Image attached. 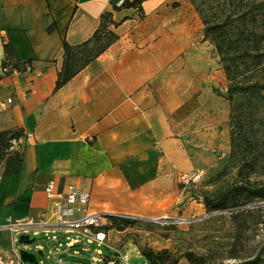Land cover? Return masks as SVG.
Here are the masks:
<instances>
[{
  "label": "crops",
  "instance_id": "0c3cea01",
  "mask_svg": "<svg viewBox=\"0 0 264 264\" xmlns=\"http://www.w3.org/2000/svg\"><path fill=\"white\" fill-rule=\"evenodd\" d=\"M122 2L0 0L1 61L9 45L20 63H30L0 77V101L12 100L0 112V132L21 138L0 163L2 259L14 239L32 237V228L17 235L11 225L48 217L50 182L57 194L88 193L90 210L121 215L131 198L155 201L146 195L159 190L162 162L177 157L172 116L209 82L208 64L205 78L195 73L207 56L195 61L192 15L173 9L175 0L113 12ZM106 12L118 24L117 42L56 90L62 40L71 46L87 41Z\"/></svg>",
  "mask_w": 264,
  "mask_h": 264
},
{
  "label": "rangeland",
  "instance_id": "374dc122",
  "mask_svg": "<svg viewBox=\"0 0 264 264\" xmlns=\"http://www.w3.org/2000/svg\"><path fill=\"white\" fill-rule=\"evenodd\" d=\"M170 6L192 15L198 49L195 61L202 55L208 60L198 63L195 71L200 70L195 73L205 78L208 64L209 82L204 80L203 89L172 116L177 157L163 160L160 173L165 176L158 183L159 190L146 195L155 201L143 198L141 203L131 198L123 209L126 214H121L131 217L126 219L128 228L118 232L103 227L110 237L106 247L100 248L101 260L123 257L130 262L138 260L143 250H168L193 252L207 264H264V201L243 196L237 206L225 211L209 212L205 207L207 198L215 199L248 183H264V100L247 94L230 99L224 64L203 34L204 21L221 25L224 47H232L230 58L257 45L264 49V0H175ZM239 71L249 80L253 75L264 77V69L252 75L242 68ZM253 157H257L254 170L241 174L239 169ZM89 214L101 215L90 208ZM56 238L40 234L31 237L35 239L31 245L17 246L36 255L39 264H94V247L68 248L65 234L57 233ZM38 249L43 257L37 255ZM179 264L188 262L181 259Z\"/></svg>",
  "mask_w": 264,
  "mask_h": 264
},
{
  "label": "trees",
  "instance_id": "16d2710c",
  "mask_svg": "<svg viewBox=\"0 0 264 264\" xmlns=\"http://www.w3.org/2000/svg\"><path fill=\"white\" fill-rule=\"evenodd\" d=\"M145 1L148 0H123L120 7L113 6L112 10L113 12L129 9L141 11V6ZM117 26L118 24L113 20L112 12H106L101 16L97 30L87 41L79 45L71 46L64 39L62 40L63 65L61 71L58 73V78L55 84L56 90L67 85L73 78L117 42L118 37L113 31ZM54 29L55 26L52 25L48 29V32H52ZM222 29L223 27L219 24H211L204 21V39L213 43L220 56L221 63L224 64L227 79L230 83V99H232L234 95L244 96L247 94L264 100V77L258 78L257 75L256 77L253 75V80H249L242 77V73L239 71V69L242 68V71L251 72V75L263 72L264 49L257 45L254 46V48L243 51V54L237 58H230L229 52L232 50V47H224L223 42H225V35ZM253 36L261 39V37L255 33H253ZM3 54L5 58L0 62V77L14 71L20 72L22 67L30 65V63H20L14 50L9 45H3ZM244 59L246 60L244 61ZM249 59L250 61H247ZM5 70L6 72L3 73L2 71ZM240 75L241 79H238V76ZM19 137V132H0V163L5 158L12 156L13 153H8L7 151L10 146V141L18 139ZM256 160L257 157H253L251 161H245L239 169V172L242 174L243 172L254 170ZM251 172L248 174H251ZM243 196L250 199L264 201V183L254 186L248 183L246 186L235 187L229 192H224L215 199L207 198L205 200V207L209 212L215 210L225 211L230 208V206H237L240 198ZM237 218L238 215L233 216V220H236ZM106 219L109 223V226L106 227L107 231L116 230L121 232L127 229L130 224L129 221L119 219L115 216H106ZM140 259L147 264H179L181 259H185L188 264H207L203 257H199L193 252L172 254L168 250L160 252L143 250L140 251Z\"/></svg>",
  "mask_w": 264,
  "mask_h": 264
},
{
  "label": "built area",
  "instance_id": "2783aa9c",
  "mask_svg": "<svg viewBox=\"0 0 264 264\" xmlns=\"http://www.w3.org/2000/svg\"><path fill=\"white\" fill-rule=\"evenodd\" d=\"M3 73L6 72L2 71ZM12 104L11 99L0 101V112L5 110ZM21 138L10 141L8 153H13ZM186 176L182 177L186 180ZM45 194L51 201V209L48 217L43 218L39 223L33 224L32 221L26 223H18L11 225V231L15 234L20 233V228H32V237H37L43 234L47 239L57 241L56 234L63 233L66 235V244L68 248L79 247L81 244L94 247L97 255L92 258L94 264H131L128 259L121 258L120 261L110 260L103 263L101 260L102 252L100 248L106 247L108 233L103 227H108L109 223L102 215L89 214L90 195L88 193H80L74 188H70L64 194L54 193V183L50 182L45 188ZM79 216V217H77ZM115 217L126 220V215H115ZM106 220V223L103 221ZM30 239V237H28ZM19 239H14V247L10 252V256L6 259L0 258V264H23L20 259L21 247L17 246ZM61 247V244H59ZM118 259V258H116ZM139 264H147L142 262Z\"/></svg>",
  "mask_w": 264,
  "mask_h": 264
},
{
  "label": "water",
  "instance_id": "95a60500",
  "mask_svg": "<svg viewBox=\"0 0 264 264\" xmlns=\"http://www.w3.org/2000/svg\"><path fill=\"white\" fill-rule=\"evenodd\" d=\"M34 242H35V239H31L30 240L28 237H26V236L23 237L22 236V237H20L18 243H19V245H27V246H29V245H31ZM37 255L40 256V257H43V252L39 251L37 253ZM20 259H21V261L23 263L38 264V260H37L36 255L30 254V253H28V252H26L24 250L20 251Z\"/></svg>",
  "mask_w": 264,
  "mask_h": 264
}]
</instances>
